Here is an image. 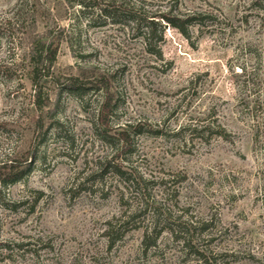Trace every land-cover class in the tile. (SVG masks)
<instances>
[{
	"label": "rangeland",
	"instance_id": "374dc122",
	"mask_svg": "<svg viewBox=\"0 0 264 264\" xmlns=\"http://www.w3.org/2000/svg\"><path fill=\"white\" fill-rule=\"evenodd\" d=\"M4 164L0 264H264V0H0Z\"/></svg>",
	"mask_w": 264,
	"mask_h": 264
},
{
	"label": "trees",
	"instance_id": "16d2710c",
	"mask_svg": "<svg viewBox=\"0 0 264 264\" xmlns=\"http://www.w3.org/2000/svg\"><path fill=\"white\" fill-rule=\"evenodd\" d=\"M88 7H92V5H89ZM171 26L175 28H179L177 23L175 22L177 19H169L164 18ZM192 20V19H190ZM31 26L34 28L35 26V19H34V13L31 15ZM155 24L153 21H150L148 27H146V33L145 38L149 40L151 36L154 34V29L152 26ZM58 40H54L52 38V41L49 43L43 42L40 39L33 38L31 48L29 50L28 54V61H27V69L25 71V76L29 80L33 90V104L35 105V108L37 109V112L41 111L45 106L48 104V98L44 96L43 94V87L45 86L46 82L48 80H52V82H57L58 80L54 76L53 73V66L56 62L57 58V51H58ZM6 72V71H5ZM70 83L68 85V90L71 93L78 92L81 88V85H79L77 82L79 81L78 78L70 79ZM106 98L104 101V104L99 109V122L102 125H107V121L109 116L112 114L113 110V94L110 93L108 90L105 94ZM121 137L128 141V135L125 131L121 134ZM12 177L17 178L18 177V171L17 173H12V166H6L5 164L1 166L0 168V187L5 185V182H12Z\"/></svg>",
	"mask_w": 264,
	"mask_h": 264
}]
</instances>
